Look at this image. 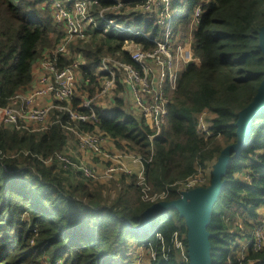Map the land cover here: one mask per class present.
<instances>
[{
    "label": "trees",
    "instance_id": "16d2710c",
    "mask_svg": "<svg viewBox=\"0 0 264 264\" xmlns=\"http://www.w3.org/2000/svg\"><path fill=\"white\" fill-rule=\"evenodd\" d=\"M52 1L0 0V106L30 87L34 64L64 36L53 18ZM124 1L134 3L117 10L118 18L164 37L153 20L120 15L143 0ZM115 5L100 0L95 9ZM198 8L202 13L195 19ZM172 10L177 12L171 21L172 41L182 42L180 35L192 29V50L200 63L189 62L176 89L166 88L168 115L161 132L156 135L151 119L135 110L120 80L113 106L97 109L98 122L81 125L85 131L103 133L118 149L150 160L143 162L149 193H166L165 202L179 200L180 184L206 170L226 146L238 141L240 114L264 80L259 39L264 0H173ZM132 42L156 47L140 36L97 31L92 41L75 42L70 49L84 56L81 71L94 82L96 73L105 74L99 71L104 57L132 63L127 51ZM72 60L62 58L61 65ZM73 102L77 106L80 100ZM205 113L213 133L209 138L198 130ZM51 118L67 120L57 110ZM68 137L59 123L35 133L0 125V147L6 152L30 151L48 158L63 149ZM57 170L33 155L0 161V264H129L140 248L146 264H192L187 221L177 209L136 230L154 204L144 199L139 178L125 175L131 185L107 206L101 190L68 188ZM263 206L264 112L253 121L249 144L231 157L223 190L212 207L208 237L213 264H264V248L254 245Z\"/></svg>",
    "mask_w": 264,
    "mask_h": 264
},
{
    "label": "built area",
    "instance_id": "2783aa9c",
    "mask_svg": "<svg viewBox=\"0 0 264 264\" xmlns=\"http://www.w3.org/2000/svg\"><path fill=\"white\" fill-rule=\"evenodd\" d=\"M113 1L115 6L102 8L98 12L95 7L100 5V0L52 1L50 9L53 18L64 36L53 50H47L44 53L39 59L37 67L36 63L34 64L33 72L36 68L38 70L35 76V85L17 93L10 99L8 105L0 106V125L12 131L23 130L35 133L45 131L54 123H59L68 131L69 137L78 143L81 150L93 155L111 158L103 150V140L108 137L99 131L90 132L81 128L82 124H94L99 121L97 105L95 103L93 105V101L89 97V100H82L77 106L73 102L79 88V80L80 84L85 86H92L95 81L93 82L91 78H84L81 67L85 65V58L82 54L73 53L70 49L71 45L75 41H92L94 33L99 31L103 34L116 33L140 36L155 43L156 47L150 50L143 45L132 42L136 50L130 54V48L127 47L132 63L115 60L110 56L104 57L99 71L104 72L108 79L102 82L99 94L102 96L110 95L112 91H115L117 81L120 80L127 88L135 110L151 119L156 135L161 132L168 115L169 98L166 94V88L169 85L171 89H176L178 76L181 73L180 63L187 62L185 55L188 59L191 56L194 57L192 41L190 40L189 51L183 50L182 46L184 45L180 43L175 42L173 45L171 21L174 16L170 15L168 18H155L154 16L153 8L161 2L164 5L163 13L169 14L168 10L172 8L173 0H143L137 3L131 11L120 14L125 18L141 16L145 20H153L155 25L163 28V38H156L118 18L117 13L119 12L117 10L134 2ZM201 13V8H198L195 19H198ZM67 56L73 60L71 63L62 66V58ZM118 71L122 76L117 75ZM98 74L96 73L95 77ZM46 97L51 99V103L42 106L36 105L37 101ZM54 110L64 113L67 117L66 122L61 119L52 120L51 114ZM198 130L206 138L213 134L206 113L199 118ZM22 154L25 156L33 155L46 166H56L59 170L77 173L88 183L99 182L104 178H113L115 173H130L127 164L123 161H117V164L108 167L104 173H99L90 162L77 159V157L66 152L64 148L48 158H43L40 155L32 154L30 151L6 152L0 147L1 162L15 159ZM132 155L143 164L144 158L135 154ZM203 171L205 170H199L197 174L180 184V199L185 192L206 185L201 184V179L204 176ZM139 179L138 184L144 187V199L146 201L153 203L165 201L166 193L154 195L149 193L150 187L145 180V170L139 175ZM256 228L254 245L257 250H261L264 248L263 245L259 244L262 242V238H260L262 225L258 224ZM146 261L147 255L143 250L139 254L135 253L129 264H146ZM62 263L60 261L58 264Z\"/></svg>",
    "mask_w": 264,
    "mask_h": 264
},
{
    "label": "water",
    "instance_id": "95a60500",
    "mask_svg": "<svg viewBox=\"0 0 264 264\" xmlns=\"http://www.w3.org/2000/svg\"><path fill=\"white\" fill-rule=\"evenodd\" d=\"M259 39L260 49L264 54V26L260 30ZM263 112L264 80L255 99L240 114L237 122L238 141L223 149L214 167L210 185L185 192L179 200L154 203L145 212L144 222L136 230L147 229L155 216L164 214L170 209H177L187 221L192 264H213L208 237L211 210L223 190L231 157L235 153L239 154L249 144L253 121Z\"/></svg>",
    "mask_w": 264,
    "mask_h": 264
},
{
    "label": "crops",
    "instance_id": "0c3cea01",
    "mask_svg": "<svg viewBox=\"0 0 264 264\" xmlns=\"http://www.w3.org/2000/svg\"><path fill=\"white\" fill-rule=\"evenodd\" d=\"M38 62L39 60L36 62V67ZM37 72V68L34 69V77L30 88L35 85V76L37 75ZM50 100L51 99L48 97L40 99L36 102V105L42 106L46 103H51ZM63 148L72 156L77 157V159L90 162L99 173H104L108 167L113 165L115 163V158L127 164L130 173H115L111 180L103 179L96 184L85 182L77 173L66 172L62 169L57 170V174L60 175L61 180L68 188L78 187L80 189L82 186H89L92 191L101 190L102 197L105 199L104 203L107 206H111L116 201L119 191L123 187L126 188L131 185L130 178H125V175L139 178V174L144 170V164L137 161L132 154L118 149L109 137L103 140V150L106 154L110 155L111 158L93 155L92 153L81 150L78 143L70 137H68V140ZM83 182H85V184Z\"/></svg>",
    "mask_w": 264,
    "mask_h": 264
},
{
    "label": "rangeland",
    "instance_id": "374dc122",
    "mask_svg": "<svg viewBox=\"0 0 264 264\" xmlns=\"http://www.w3.org/2000/svg\"><path fill=\"white\" fill-rule=\"evenodd\" d=\"M161 3H163V2H161ZM161 3H158V5H156L153 8V13H154L155 18H158V17L168 18L170 15L171 16H175L177 14V12H174L172 10V8H171V10L170 9L168 10L169 14L168 13L167 14L163 13L164 5L161 4ZM172 29H173V27H172ZM162 30H163V28H162ZM191 31H192V29H191ZM191 31L187 35H183V36L180 35L181 37H183V39H182L183 41L182 42L172 41V44L174 45L175 42L180 43V44L184 45V46H182L183 50L186 49V50L189 51L190 50V45H191L190 44V42H191L190 40H191V37H192ZM75 42H78V41H75ZM127 47L130 48V54H131L132 51L136 50V48L134 47V45L132 43H129ZM108 56H110V55H108ZM108 56H106V57H108ZM110 57L116 60V58H114L112 56H110ZM185 58H186L187 62L180 63V72H182L184 70L185 66L191 61H194L197 64L200 63L199 59L194 58L192 56L188 59L187 55H185ZM156 72H157V70H156ZM117 73H118L117 75H121L120 71H118ZM98 76H96V81H95V83L92 84V86L82 85V84H80V80H79V88H78V91L76 93V98H74V101H75V99H79L80 102H81L82 100H89V98H90L93 101V105H94V103H95V105H97L96 106L97 109L109 108V107L113 106L114 97H115L114 91H112V93L110 95H107V96H102V95L99 94L100 93V90H99L100 86H101V84H102V82L104 80L108 79V76H105V74L103 76H101V74L100 75L98 74ZM117 86H118V84H117ZM116 89H117V87H116ZM91 92L93 93V95H91L92 94ZM123 97H125V95H123ZM127 98L130 100L129 96ZM117 161H121V160L115 158L114 159L115 163L113 165L117 164ZM216 163H217V160L213 161L211 164L208 165L207 169L205 171H203L204 176L202 177L203 180L201 179V184H206L203 187H208L210 185L212 174L214 172V167H215ZM141 173L139 175H141ZM104 179H108V180L110 179L111 180V178H104ZM139 181H140V179H139ZM139 181H138V183H139ZM96 183L97 182H94V184H96ZM257 221H258L259 225H262V229L260 230L262 232V235H260V238H262V240H261L262 242L259 243V244L263 245V247H264V206L260 207V209H259V220H257ZM142 251H143V249L140 248L135 253L139 254V252H142ZM135 253L132 254L131 260L133 259Z\"/></svg>",
    "mask_w": 264,
    "mask_h": 264
}]
</instances>
